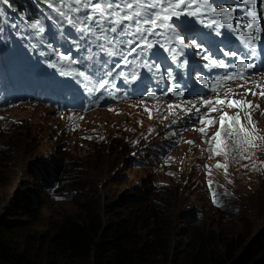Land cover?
I'll return each mask as SVG.
<instances>
[{
    "label": "rangeland",
    "instance_id": "374dc122",
    "mask_svg": "<svg viewBox=\"0 0 264 264\" xmlns=\"http://www.w3.org/2000/svg\"><path fill=\"white\" fill-rule=\"evenodd\" d=\"M31 1L30 8L22 1L16 4L21 10L19 17L13 9L4 10L10 20L4 16L0 19L2 34L7 31L12 39L16 35L33 38L35 30L22 24L27 18H39L47 30L46 20L36 9L42 2ZM3 5L1 1L0 7ZM168 104L116 105L112 112L97 110V117L80 116L83 119L56 113L37 103L0 112V214L6 220L25 224L24 229L14 230L13 241L19 247L37 249L41 258L47 249L45 239L54 232L56 221L66 215L81 217L77 203L98 208L102 215L108 203H115L119 217L143 219L141 232L146 237L149 229L161 223L170 227L174 240L192 225L212 229L215 234L240 233L247 243L264 236V147L250 149L254 153L251 160H234L231 154L227 161L223 155L209 159L212 153L206 149L215 148V141L208 144L205 141L209 136L200 140L192 126H180L187 118L172 125L176 117L168 115L173 111ZM132 108L138 112L136 115L112 121L116 113ZM145 108L151 111V119ZM260 112L254 113L252 119L264 136V115ZM5 124H9L7 129ZM169 132L176 135L167 136ZM189 140L194 144L186 143ZM167 146L173 150L164 155L160 150L163 147V152H169ZM54 161L71 177L56 189L46 188L37 175L42 166ZM217 162L227 164V174L223 168L215 167ZM245 164L247 168L242 166ZM209 180L217 189L216 203L208 197ZM18 194H27L28 205L13 206L19 203H13ZM130 197L136 200L130 202ZM153 264L169 263L160 258Z\"/></svg>",
    "mask_w": 264,
    "mask_h": 264
},
{
    "label": "snow or ice",
    "instance_id": "6c2138e0",
    "mask_svg": "<svg viewBox=\"0 0 264 264\" xmlns=\"http://www.w3.org/2000/svg\"><path fill=\"white\" fill-rule=\"evenodd\" d=\"M2 2L7 4L9 0H2ZM45 2L55 13L56 24H66L78 34L79 39L71 43L76 49H82L88 53L82 57L84 67L96 69L95 74L84 70L74 71L76 76L87 82L84 86L90 96H95L97 92L105 90L109 85L115 88L114 81L108 79L114 76L115 69L107 67L109 60L113 57H120V64L130 67V73H118L124 78L125 83L130 84L141 78L136 69L147 70L153 78H159L157 74L160 73L162 65L153 59L160 54L157 49L170 54L173 63L177 62L178 57L185 55L184 48L187 46L184 44V37L178 31V27L183 25L178 26L175 23L181 17L195 19L205 28L214 30L216 35L227 31L235 37L242 48L246 49L244 53L223 51L224 57L234 58L226 60L216 58L214 55L210 56L201 43L195 39L191 41L192 46L200 50L197 55L204 53L201 58L207 62L204 65L205 68L233 69L230 72L225 71L223 75L213 80L203 75L195 77L197 82L212 92H216V85L224 81L244 80L246 71L255 67L253 60L257 55V42L264 40V24H262L264 0H45ZM48 19L52 20L53 17ZM28 26L35 30L37 35L45 33V27L39 20L31 22ZM53 54L61 64L81 63L80 60L72 57L71 52L64 53L53 49ZM129 57L133 58L129 60ZM49 66L57 65L50 63ZM167 76L171 80L176 79L171 68L167 70ZM238 87H244V85L241 84ZM255 87L261 90L257 92L253 88H245L242 94L229 90L233 95H242V99H230L227 94L224 98H220V94L217 93L214 100L203 96L198 97L199 104L196 100H185L182 104L170 103L167 107L173 111L168 114L176 117L171 123L175 125L186 118L189 122L194 120L203 127L197 128L194 124L192 130L204 135H207V129L218 123L219 127L205 141L208 144L215 141V148L206 149L212 153L209 159L223 155L227 161L231 154L234 160H251L254 153L250 149L259 150L264 147V136L259 134L257 122L252 119L254 113L260 112V104H254L247 98L249 95L259 96L260 100L264 101V85L257 84ZM109 95L114 96V93L110 92ZM162 95L181 97L184 92L178 85L169 86ZM147 98H157L156 93L149 90L145 96V99ZM100 99H104L103 94L98 97L97 103ZM182 105L191 106L183 107ZM225 107L237 109L235 115L224 111ZM202 108L206 111L202 112ZM145 111L149 113L148 118L151 119V111L147 108ZM212 113H219L218 118L212 117ZM241 113L245 117L244 123L240 121ZM260 114L264 115V112ZM80 118L83 119V117ZM2 119L3 117H0V120ZM8 126L9 124L3 125L5 129ZM174 135H176L175 132L167 133V136ZM186 143L194 144V141L189 140ZM222 144L223 150H221ZM242 166L248 167L247 164ZM215 167L223 168L227 174V164L217 162ZM208 183L212 185L211 180ZM226 194L230 195V193ZM216 195L213 193L214 203L217 202ZM217 206L220 205L217 204Z\"/></svg>",
    "mask_w": 264,
    "mask_h": 264
},
{
    "label": "trees",
    "instance_id": "16d2710c",
    "mask_svg": "<svg viewBox=\"0 0 264 264\" xmlns=\"http://www.w3.org/2000/svg\"><path fill=\"white\" fill-rule=\"evenodd\" d=\"M21 1L27 6L32 3L31 0H9L7 6L21 14L16 6ZM32 21L36 19L27 22ZM37 176L46 188L53 189L66 184L65 180L71 177L55 161L42 166ZM26 195L15 196L13 203H19L12 205L18 208L28 205ZM77 205L81 217L66 215L56 221L54 232L45 239L47 249L41 258L37 249L19 247L13 241L14 230L24 229L25 224L6 220L0 214V264H153L160 258L169 264H231L248 244L240 233L215 234L212 229L194 225L177 240L173 239L170 227L162 223L149 229L146 237L141 232L143 219L119 217L115 203L106 205L104 215L98 208L93 210L84 203ZM234 264H264V236L247 245Z\"/></svg>",
    "mask_w": 264,
    "mask_h": 264
},
{
    "label": "bare ground",
    "instance_id": "6f19581e",
    "mask_svg": "<svg viewBox=\"0 0 264 264\" xmlns=\"http://www.w3.org/2000/svg\"><path fill=\"white\" fill-rule=\"evenodd\" d=\"M156 103V102H155ZM151 104V103H150ZM154 104V103H153ZM123 105H127V104H123ZM121 105H118V107H120ZM114 107H116V106H114ZM156 108V107H155ZM165 109V108H164ZM246 110V109H245ZM108 111H110L109 109H108ZM168 111V110H167ZM95 112V111H94ZM94 112L93 113H90V114H86L85 116L86 117H90V116H93V118H95V117H97V115H94ZM112 112V111H111ZM115 112H117V111H115ZM138 112L137 111H135V110H133V108L132 109H128V110H126L123 114H120V113H116L115 114V118L114 119H112V121L114 122V123H116L120 118H122V117H126V115L127 114H133V115H136ZM164 113V112H163ZM140 114V113H139ZM180 114V113H179ZM111 115V114H110ZM153 115L154 116H156V111H154L153 112ZM169 115V114H168ZM105 116V115H104ZM119 116V117H118ZM170 116V115H169ZM171 117V116H170ZM113 118V117H112ZM103 119H105V118H103ZM96 120V119H95ZM102 121V120H101ZM99 122V121H98ZM105 122V121H104ZM173 125V124H172Z\"/></svg>",
    "mask_w": 264,
    "mask_h": 264
},
{
    "label": "water",
    "instance_id": "95a60500",
    "mask_svg": "<svg viewBox=\"0 0 264 264\" xmlns=\"http://www.w3.org/2000/svg\"><path fill=\"white\" fill-rule=\"evenodd\" d=\"M254 239H255V238H252L251 241H250L247 245L251 244V243L253 242ZM247 245H246V246H247ZM246 246L241 250L240 254H242V253L246 250ZM240 254H239V255H240ZM239 255H237V258L239 257ZM237 258H236V260H237ZM236 260H235V261H236ZM235 261H233V263H231V264H234Z\"/></svg>",
    "mask_w": 264,
    "mask_h": 264
}]
</instances>
